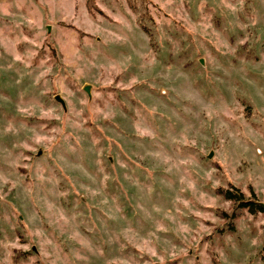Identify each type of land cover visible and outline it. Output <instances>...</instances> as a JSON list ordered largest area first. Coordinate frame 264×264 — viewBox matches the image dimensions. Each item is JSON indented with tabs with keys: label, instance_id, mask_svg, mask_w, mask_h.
I'll return each mask as SVG.
<instances>
[{
	"label": "rangeland",
	"instance_id": "1",
	"mask_svg": "<svg viewBox=\"0 0 264 264\" xmlns=\"http://www.w3.org/2000/svg\"><path fill=\"white\" fill-rule=\"evenodd\" d=\"M93 5L0 0V264H264V0Z\"/></svg>",
	"mask_w": 264,
	"mask_h": 264
},
{
	"label": "trees",
	"instance_id": "2",
	"mask_svg": "<svg viewBox=\"0 0 264 264\" xmlns=\"http://www.w3.org/2000/svg\"><path fill=\"white\" fill-rule=\"evenodd\" d=\"M94 0H85V6L88 11L94 7ZM217 195L221 196L225 201L231 202L234 204V209L238 211H245L250 215H255L260 213L264 215V209L256 202L245 200L243 196L236 191H229L227 189L219 188L217 189ZM233 217V213L231 214V218Z\"/></svg>",
	"mask_w": 264,
	"mask_h": 264
},
{
	"label": "water",
	"instance_id": "3",
	"mask_svg": "<svg viewBox=\"0 0 264 264\" xmlns=\"http://www.w3.org/2000/svg\"><path fill=\"white\" fill-rule=\"evenodd\" d=\"M83 91L87 94L88 87H87V86L84 87V88H83ZM54 100H55L56 102H58V103L60 104V106L63 108L62 101H61L57 96L54 97ZM259 205L264 209V206H263V205H261V204H259Z\"/></svg>",
	"mask_w": 264,
	"mask_h": 264
}]
</instances>
